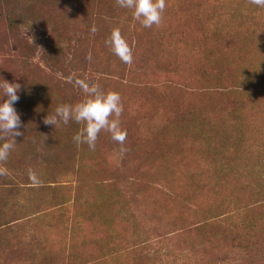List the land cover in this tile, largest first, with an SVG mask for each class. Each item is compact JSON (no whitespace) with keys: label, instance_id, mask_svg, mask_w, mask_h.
Segmentation results:
<instances>
[{"label":"rangeland","instance_id":"obj_1","mask_svg":"<svg viewBox=\"0 0 264 264\" xmlns=\"http://www.w3.org/2000/svg\"><path fill=\"white\" fill-rule=\"evenodd\" d=\"M12 11L18 27L10 32ZM33 19L56 23L58 65L41 60V46L29 60L18 56L20 42L30 41L23 26ZM116 28L131 48V64L105 43ZM69 76L120 94L122 145L101 131L94 150L77 147L72 137L83 122L44 123L58 105L84 98ZM0 78L20 85L13 106L22 133L0 161V182L31 183L22 195L0 191V205L14 202L0 208V223L16 219L10 230L0 228V264H19V257L143 264L151 255L133 246L160 235L163 244L155 245L163 259L190 252L200 264H264V8L250 0H166L160 25L144 28L115 0H0ZM22 168L25 177L17 173ZM52 198L64 205L53 209L51 228L18 219ZM73 212L94 220L64 240ZM93 223L113 241L106 256L96 253L105 238ZM16 239L36 248L16 247ZM80 240L79 250L70 248ZM196 242L205 245L201 252H192ZM167 248L174 254L164 255Z\"/></svg>","mask_w":264,"mask_h":264},{"label":"clouds","instance_id":"obj_2","mask_svg":"<svg viewBox=\"0 0 264 264\" xmlns=\"http://www.w3.org/2000/svg\"><path fill=\"white\" fill-rule=\"evenodd\" d=\"M116 4L123 9L131 10L133 19L139 21L142 27L150 28L153 25L159 26L166 7V0H115ZM250 3L258 8H264V0H250ZM97 31L95 25L91 26L90 32ZM110 45L111 51L125 64H131L133 55L127 41L121 35L118 28L113 29L109 38L105 41ZM87 59H91L89 55ZM74 87L78 86L84 94V98L74 104H60L54 114L45 116L44 123L58 126L60 123L68 124L74 121L77 124L83 122L84 127L77 131L72 137L74 144L79 147L86 144L90 150H94L98 135L101 131H107L111 138L119 144L126 139V131L120 127V115L123 111L121 96L116 91H103L99 84H89L83 79L68 77ZM0 139L11 136V142L0 143V161L7 159L9 152L15 144V137L22 135L20 116L14 108V103L19 99L18 83H9L0 78ZM124 149L121 148V151ZM29 178L36 180L34 173H29Z\"/></svg>","mask_w":264,"mask_h":264},{"label":"trees","instance_id":"obj_3","mask_svg":"<svg viewBox=\"0 0 264 264\" xmlns=\"http://www.w3.org/2000/svg\"><path fill=\"white\" fill-rule=\"evenodd\" d=\"M15 14H16V12L12 11V12H9L8 16H7V23H8L7 26H8V29L10 32L16 31V29L18 27V20H16ZM41 21H45V22H41ZM41 21L37 20V19H33V20H27L25 22L23 27L25 28V31H26L25 33L28 36V38L30 39V41L29 42H27V41H25V42L21 41L20 42V47L17 50L18 56L20 58H22L24 61L29 60L35 54L37 48L41 46V48H42L41 57H40L41 60L44 63L49 64L51 66L52 65L53 66L58 65V63H59L58 62V56H57L58 50H57V44H56V40H55V27H57V25L55 22L51 21L50 19L41 20ZM49 22H51L53 25ZM50 27H51V29H50ZM47 28L50 30V32L47 36H45L43 34V32ZM262 167H263V165H262ZM25 171L26 170H24L22 168L21 170L17 171V173L19 174V176L22 175L25 177V174H26ZM262 171L264 172V167L262 168ZM4 176L6 177L5 174H4ZM18 179L19 178H17V180L14 179V182H13L14 185L13 186H12V184H9V183L0 182V191H2V190L7 191V189H9V188H13V189L16 188L15 190L17 191V194L22 195L25 190L30 189V187H29L31 184L30 182H24V181L20 182V181H18ZM15 182H18V184L20 185V188H17V186L15 185ZM44 187H45L44 189H49L48 187H50V186L44 185ZM56 199H58V198H52V201H50V202H46L48 199H44L43 200L44 203L41 202V203H38L34 206V208H35L34 212H32L31 214H28V215L21 216L18 219L24 220L26 222H33V223L38 222V220H39L38 223H44L45 222L47 225L50 226L52 224L51 218H53L58 211V210H53V209L61 208L62 204L64 203V202L58 201ZM13 203L14 202L11 201L12 205H13ZM11 204L9 203V200L4 199L0 205V208H5ZM37 208H39V209L37 210ZM30 209H33V208H30ZM67 209H61V210H59V212L65 213L67 211ZM35 215H37V217H35ZM77 215H78V213L73 212L72 215L70 216L71 220H73V228H72L73 234L72 233L66 234L63 232L64 230H62V228H60V230L63 232L64 240H66L65 237H67V236H72L74 234H78L79 232H83L85 227L88 226L89 223L86 224L88 218L84 217L83 220L78 219L80 216H77ZM88 216H89V214H88ZM158 219L161 220V218H158ZM15 220L16 219H14L12 221L5 222L3 224L0 223V228L4 229L6 231L7 227L9 226V230H10L11 229L10 228L11 222H13ZM28 220H30V221H28ZM93 220L94 219H92V221L90 219H88V222L92 223ZM77 223H81V225H82L81 228L77 226ZM85 224H86V226H85ZM3 226H6V227L2 228ZM95 226H97V227H95ZM95 226H94V228H95L96 233L99 232V234L101 236H104V238H105V240L102 242V244L98 243V244H100V246H97L96 253L99 257L106 256L110 253V247L113 246V241L110 237H108L106 234H104V232H106V231L99 228V226H101V225L96 224ZM50 228H51V226H50ZM175 231L177 233H180L182 230L177 228V229H175ZM164 237H165L164 235H160V237L155 239L156 242H151V243H144V242L140 243L139 242L140 243L138 246L139 248L135 247V246H133V247L137 253L138 252L141 253L142 251H148L147 253H149L151 255V257L147 256L149 259L148 262H151V264H197L201 261L200 256H198V259H196L193 256V254L190 252L185 254V255H182V256L180 255V258L177 260L163 259L160 256L162 249L157 248L156 246L158 244H163L162 241H163ZM45 243H47V242L40 243V250L45 249V247H46ZM82 243L85 244V241L80 240L79 244H77L76 241H75V243L73 241L72 243L69 244V246L71 249H73L75 251V249L79 250L81 248ZM155 243H157V245H155ZM20 245H22L23 248L26 247V249H32V247L36 248V244H34L32 242H31V244L29 243L27 245L25 244L26 246H23V244H21V242L19 240L17 242V239H16V247H18ZM62 245H63V243H62ZM92 245H94V243ZM125 245H128V244H125ZM190 245L194 251H192L190 249H188V251H192V252H201L205 248V245L201 242L192 243ZM152 246H155V247H152ZM12 248H13V246H12V244H10V246H8V248H7L8 249L7 253H9V255L14 256L13 252H15L17 250H12ZM99 250L103 251L105 254L99 255ZM123 250H126L125 247ZM167 254L172 255V254H174V252L167 248L164 255L167 256ZM14 261L16 263H19V264H37L35 259L33 260L31 258L22 259V257H19L18 259H15ZM243 262H246V261H243ZM147 263H143V264H147ZM39 264H43V263L40 262ZM137 264H140V263H137ZM219 264H221V263H219Z\"/></svg>","mask_w":264,"mask_h":264}]
</instances>
